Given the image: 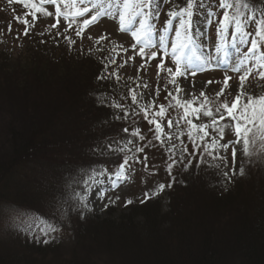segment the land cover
<instances>
[{"label":"trees","instance_id":"trees-1","mask_svg":"<svg viewBox=\"0 0 264 264\" xmlns=\"http://www.w3.org/2000/svg\"><path fill=\"white\" fill-rule=\"evenodd\" d=\"M7 23L14 28L12 18ZM26 37L32 43L24 49L18 46L16 51H46L47 54L28 52L13 58L7 43L2 42L4 50L0 47V75L4 76L0 85V94H4L0 97V112L8 111L3 120L10 114L7 124L4 127L0 124V210L8 213L7 209L14 206L58 220L56 201L62 198L60 203H73L72 212L65 218L73 221L72 227L78 229L73 240L74 246L78 245L71 250L79 249L72 251L73 258L68 264H89L96 260L110 264H223L226 260L234 264H264V190L260 195L256 193V198L262 201L255 199L247 209L244 207L246 196L241 199L243 204L236 197L229 199L228 194L238 185L224 194L223 186L208 188L210 184L204 178L194 187L202 189L200 192L194 193L190 187L188 191L183 190L187 199H171L172 208L163 226L154 206L130 208L129 215L144 217L138 224L131 220L113 227L86 214L80 217L82 210L77 201H72L76 189L69 190L78 171H83L84 164L76 163H85L84 170L88 168L91 150L102 144L97 140L98 134L104 136L108 128L119 127L122 122L115 118V109L108 106L112 90H108L107 79L97 78L105 73L103 60L100 63L87 59V55L74 57L62 49L67 59L62 62L54 56L58 46L54 37L40 34ZM15 68H19L17 74L22 73L16 78ZM26 69V73L21 71ZM32 186L37 191H26ZM233 202L238 205L233 206ZM222 209L226 211L220 214L224 225L223 220L216 222L213 216ZM209 217L218 223V230L203 226ZM152 220L158 224L157 233L153 230L154 224L150 227ZM196 226H201L199 242H194L192 236ZM24 242L22 250L16 252L19 255L0 248V264H35L26 260L25 251L35 247L34 251H38L40 247ZM61 246L60 243L56 248ZM177 246L181 248L177 250ZM181 252H187V257H181Z\"/></svg>","mask_w":264,"mask_h":264},{"label":"snow or ice","instance_id":"snow-or-ice-1","mask_svg":"<svg viewBox=\"0 0 264 264\" xmlns=\"http://www.w3.org/2000/svg\"><path fill=\"white\" fill-rule=\"evenodd\" d=\"M18 2L22 3L24 8L30 9L27 15H30L33 21L37 19V13L43 16L54 15L55 23L50 25L49 29L57 28L63 19L67 23L64 33L72 30L81 40L85 31L99 23L102 18L116 19L119 25L118 31L130 33L134 41L130 46L133 55L127 56L118 68H123L129 61H134L139 56L142 61L140 69H143L151 60L159 57L157 77L163 72L166 82L175 86V93L165 88L167 104L156 103L160 91L159 84L156 88V97L144 102V93L138 90L141 87L147 88V84L141 85L137 77L135 87L129 86L127 96L124 97L131 99V105L123 104L118 100L111 101L108 106L123 113V116L116 115L117 120L142 116L151 126L149 131L152 133V139L146 140L139 127L133 128L131 132L128 127H123L124 133H129L130 137L146 143L141 145L134 143L133 139H128L122 144L117 142L115 148L109 145V150L123 153L122 161H118L117 167L111 171L107 168L92 170L83 181L82 192L75 194L81 210H90L88 198L93 191L100 199L106 195V190L94 188L95 185L104 183L101 177L110 180L111 187H117L119 183L129 178L134 163H141L147 167V156L141 159L138 155L144 152L145 147L159 144L165 148L168 154L166 170L170 176L177 165L189 167L192 164L191 158H198L203 163L205 158L210 157L212 161L226 164L227 157L221 153H226L229 147L232 150V171L235 174L238 145L245 156L255 154L258 147L264 150V91L259 94L246 91V82L250 76L254 75L257 80L264 81V0L259 5L256 0H219L215 10L206 12L207 23H214L216 27L218 38L214 46L216 55L205 54L193 34V17L198 9L204 8V0H186L183 6H174L169 10L165 31L167 25L174 20L178 24L171 45L165 43L163 35H160L158 42L153 39L155 28L149 21L153 16L158 15V5L154 7L153 0H18ZM47 5L54 7V14L48 10ZM15 19L24 25L23 35L27 36L34 24L26 17L21 20L17 16ZM57 35L62 34L57 32ZM88 38L93 39L91 35ZM64 39L69 47L76 43L69 35L65 34ZM104 40H109L107 33L95 38L96 44ZM242 45L247 46L246 50L241 51ZM229 47L237 53L235 58L229 52ZM111 51L115 56H119L122 52L127 53L128 49L121 44H115ZM168 58L172 60L174 69L166 67L165 61ZM213 61H216L217 68L222 64L225 73L223 86L215 92L214 98H209L203 90L199 97L191 94L190 99L181 98L180 93L184 90L178 86L177 78L195 76L198 72L213 67ZM103 64L105 73L97 78L101 80L114 78L120 82L122 77L118 69L108 71L110 65L116 64L115 57H106ZM229 72L239 74L238 84L228 93L229 95L234 93L231 101L225 95L226 89L229 88V80L232 79L228 75ZM128 79L134 80L132 77ZM213 83L220 82L210 80L205 86ZM221 97L224 99L221 100ZM104 102L102 99L101 103ZM170 108L174 110L175 115H169ZM202 116L208 118L207 122L201 120ZM194 120L200 122L196 123ZM226 120L228 123H221ZM229 127L235 139L221 143L224 140L225 129ZM184 137L190 142L191 151L184 142ZM219 166L217 163L212 164V167L219 168ZM239 171L243 174L242 168ZM223 175L228 177V172H223ZM165 187L170 188L172 184H159L152 195L162 192ZM150 198L149 194L145 193L141 203ZM131 203V200L126 202V204ZM40 230L46 234L55 231L56 228L45 222L40 225Z\"/></svg>","mask_w":264,"mask_h":264},{"label":"rangeland","instance_id":"rangeland-1","mask_svg":"<svg viewBox=\"0 0 264 264\" xmlns=\"http://www.w3.org/2000/svg\"><path fill=\"white\" fill-rule=\"evenodd\" d=\"M6 0H0V11H2V8L5 6V2ZM210 5L212 7H216V0H210ZM163 7L162 4V0H160V2L158 3V8ZM38 21L35 24V28L32 30L33 33H43V35H51L52 37H54L56 40L57 38H64V35H69L71 34L70 32L64 33V28L67 27V24L64 23H60L59 26L57 28L54 29H49V26L55 23V18L54 16H43L42 14L38 16ZM199 26L200 24H202L203 22L201 20H197ZM196 22V23H197ZM1 24L3 26V28L6 27V29H4L6 35H9L10 30H9V26L7 25V21H5L2 17L1 19ZM63 26V28H62ZM24 28V27H23ZM99 28V29H97ZM97 28L95 29H91L89 32L86 33L85 31V37H83V39L81 40L80 38V43L79 46L75 43L74 44V48L78 46L83 48L84 50H89L90 47H92L93 43L95 44V38L100 36L103 33H107L109 35V42L113 43V44H122L123 38L121 39V37H118L117 32H115L113 29V25L109 23V25L102 23L100 24ZM57 32H60L62 35H57ZM4 34V33H3ZM5 35V36H6ZM89 35H91L93 37V39H89ZM12 38V37H11ZM17 39V38H16ZM21 38L17 39V42H15L14 44L10 42V39H7V44L11 47H16V44L18 42H20ZM97 45V44H96ZM77 48V49H78ZM15 52V55L13 58H15L16 56H19L20 53L24 56L26 55V53L28 52H33L36 53L39 56H42L43 53H40L39 51H22V52ZM47 54V53H46ZM56 59H60L62 62H66V59L64 56H62L60 53H58L56 55ZM48 57V55H47ZM122 61H118L117 62V69L119 71V73L121 74L122 80H129V77L134 78V82H135V78H139V81L143 80L146 83V78L148 80L152 79L153 83L149 84V86L147 88H143L141 87L138 91H141L144 93V102H148L150 100H152L153 98L156 97V87L154 85V80L159 79L157 77V67L153 68L151 65L147 64L145 66V68L140 69V65L142 63L141 59L139 56H137L135 58V60L129 61L123 68H118V65L121 63ZM215 62H213V67L215 68ZM16 70L14 71V78H16V76H20L21 74H17V72L19 71V68H15ZM138 69H140L139 71H137ZM22 72L26 73V70H21ZM224 71L221 68L220 70L217 71H207L205 72L203 75H201L199 78H197L196 80H180V82L187 84L189 87L188 89H184L183 86L180 88H182L184 91L182 93H180V97L183 99H190L191 98V94H194L195 96L199 97L200 92L203 90L205 92V94L211 98H214L215 92L219 91V89L223 86V79H224ZM229 76L232 77L231 80H229V88L226 89L225 93H227L228 95V100L231 101L233 99V95H229L228 93L231 92L232 88L235 87L238 82H239V74H235L230 72V74H228ZM251 78V77H250ZM246 82V87L250 86L247 85L249 83V80ZM4 79L3 75H0V85L2 83V80ZM252 79V78H251ZM219 81L220 83H213L211 85H207L205 86V83L207 81ZM126 81V82H127ZM131 82V81H130ZM179 82V81H178ZM3 84V83H2ZM135 85V84H134ZM251 86H255V84H251ZM1 87V86H0ZM248 88V87H247ZM3 93V92H2ZM18 93V92H17ZM16 93V94H17ZM9 92L6 94V97L9 96ZM4 95V94H3ZM2 94H0V97L3 96ZM3 98V97H2ZM157 99V98H156ZM0 124H2L1 127H4L7 123V120H10V114H8V118L7 116H5L6 118L3 120L4 115H6L8 113L7 112H0ZM206 117H201V120H203L204 122H207ZM196 123H199L200 121H195ZM222 124H226L228 123V121H223L221 122ZM166 125V123H165ZM116 127L114 128V131H116ZM165 131L167 132L168 129L165 126ZM211 131V130H209ZM7 139V138H6ZM5 139V140H6ZM235 136L233 134L232 129L226 128L225 129V133H224V140L221 141V143L227 142L229 140H234ZM121 140V139H120ZM137 143V142H134ZM122 144V143H121ZM138 144V143H137ZM131 147V145H130ZM162 149L165 150L164 147H162ZM237 153H236V161H235V174H233L232 168H233V161H232V150L231 147H229V149L227 150L226 153L222 152V155H226L227 157V161L226 164L222 163L221 164V168L224 169L225 171L228 172V177L224 178L226 181V186H228L229 184V188L232 187V183H240L241 188L237 189L236 191L232 189V192L229 193L228 195H230L229 199H233V198H237L239 200V202L241 204H243V201L241 200L244 196H246V202L244 204V207L249 209V205L255 200L258 199V202L260 203L262 201V199L256 198V193H258L259 195L261 194L262 190H264V188L262 187L264 184H262V182L264 181V169H262V165H263V159L261 158V161H258V158L253 154L252 158L251 157H245L244 153L242 150H240V146H237ZM166 151V150H165ZM123 155V153H122ZM130 155V153H129ZM159 163L158 160H156L154 163L149 164L150 168L147 169H142L141 168H133V171L130 173V176L127 180H125L124 182L121 183V185H118L117 187H111V181L108 180L106 177H101L100 179L104 181L103 184L101 185H95L94 188H96V186L98 188L104 189L106 190V195L100 199L97 198L95 191L92 192L89 195L88 198V204L90 207V212L93 213V215L95 217H99V223H106L104 225H110L113 227L116 226H120L122 224H125L131 220H135V224L141 223L142 219L144 218H140L139 216H135V214H130L127 211V208H133L134 205L136 206H140L141 205V200L144 199V195L145 193H148L151 188H156L159 184L163 183L165 185L171 183L172 184V177L174 174V171L172 170V175L170 176L169 174L163 173L162 171L158 174H156L154 171L155 170V165H157ZM109 164V162L106 160H96L95 161V165H106ZM162 165V163H161ZM243 169V172L247 171V169L251 168L250 170V177H244L243 174H240V169ZM149 171H151V173H149ZM175 173H178V171L176 170ZM182 173H186L185 171H183ZM150 174V175H147ZM240 174V175H239ZM235 175V176H234ZM249 178V184H246L245 179ZM231 179H235L232 183L230 182ZM184 180L187 181H192L193 186H197L200 183V180L197 176H193L191 174H189L188 176H183L180 175L179 178L177 179V181H179L180 183H185ZM168 187H165V189ZM37 191L36 187H30L29 190L26 191ZM202 189L200 188H194V193L196 192H200ZM244 190L243 193H241L240 191ZM235 191V192H234ZM178 192H183L178 191ZM240 192V195L238 194ZM190 196H193L190 192H188ZM149 194V193H148ZM94 195V197L92 198L91 196ZM235 195V196H233ZM214 198V196H212ZM223 197V196H222ZM176 199V201H181L184 199H187L188 197L185 196V193H183V195H178L177 197H173ZM217 199H220L218 197H216ZM167 199L166 195L163 194H157L156 196H154L153 198L151 197L149 199V203L153 202L155 204V206L153 207V209L156 210V213L158 212L159 217L157 218L160 221L163 222L165 217L167 218V215L170 211V207L168 208V203H164L163 200ZM131 200L132 203L131 204H126L127 201ZM214 200V199H213ZM216 200V199H215ZM214 200V201H215ZM216 202V201H215ZM264 203V201H263ZM233 206L238 205V202H233ZM128 205H130L128 207ZM221 205V204H219ZM230 206V205H228ZM241 207V206H240ZM231 209V208H230ZM8 213H6L4 210H0V242L1 244V250H5L11 254H16V252L18 253L20 250H22V244L26 243L24 242L25 240L28 241V244H35L38 245L40 244V250L38 251H34L36 249L35 248H29L25 251V258L29 263H35V264H63L65 261L68 264V262H71L70 260H72V251L77 252L79 248H76L74 250H71L74 246L73 240L76 237L75 234L77 233L78 229H75L72 227L73 221H71L70 223L66 224V218H65V214L60 213L58 210H55V216L57 218H59V223L58 224H53L59 227V229H56L55 231H49L46 234L41 232V230L39 228H37V226L40 224V222H38L36 220L35 216H30L26 211H21L20 209H18L17 207L11 206L8 209ZM109 210V215L106 216L107 212ZM214 212V210H212ZM68 213V212H67ZM225 214L226 211H224L223 209L220 210V212L217 211L214 212L212 215L214 216L215 221L220 222L222 221V224L224 225V217L222 218L220 216V214ZM51 214L53 215V213L51 212ZM51 214L49 216H51ZM210 215V216H212ZM54 216V217H55ZM109 217V218H108ZM218 217V218H217ZM65 218V219H64ZM214 219L211 220V218L209 217V221L206 222V224H203V226H209V227H216L218 230L219 229V225L218 223L214 222ZM132 222V221H131ZM152 225L150 227L153 226V224L155 225L153 230L156 231L155 233H157V229L156 227L158 226V224H156V221L153 222V220L151 221ZM210 222V223H209ZM66 224L65 226H63L61 228L62 225ZM162 226L164 225L161 224ZM200 227L201 226H196L194 228V233L192 234L193 240L194 242L198 241L201 238L199 231H200ZM26 228V229H25ZM204 228V227H203ZM8 229L9 232H7L6 230ZM22 230V231H21ZM192 231V230H190ZM190 236V237H192ZM216 236V234L214 235V237ZM73 237V238H72ZM61 243V247L56 248V249H46L45 247H54L56 246V244H60ZM73 243V244H72ZM31 246V245H30ZM33 247V246H32ZM45 250H42L44 249ZM181 247L177 246V250H179ZM56 250V251H55ZM81 250V249H80ZM191 250H195L194 248H191ZM82 252V250H81ZM19 255V254H16ZM181 257L186 258L187 257V252L186 254L181 252ZM25 260V261H26ZM97 264H110L107 261L104 260H96ZM96 263H90L89 264H96ZM112 264V263H111ZM223 264H234L233 261H224Z\"/></svg>","mask_w":264,"mask_h":264},{"label":"bare ground","instance_id":"bare-ground-1","mask_svg":"<svg viewBox=\"0 0 264 264\" xmlns=\"http://www.w3.org/2000/svg\"><path fill=\"white\" fill-rule=\"evenodd\" d=\"M183 87H184L185 89H188L189 86H188L187 84H184ZM96 188H98V187L96 186ZM93 192H94V191H93ZM91 197L93 198L94 195H92Z\"/></svg>","mask_w":264,"mask_h":264}]
</instances>
